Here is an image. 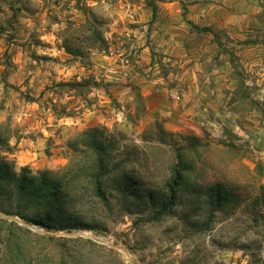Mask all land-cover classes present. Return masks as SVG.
<instances>
[{
	"label": "rangeland",
	"instance_id": "obj_1",
	"mask_svg": "<svg viewBox=\"0 0 264 264\" xmlns=\"http://www.w3.org/2000/svg\"><path fill=\"white\" fill-rule=\"evenodd\" d=\"M187 5L0 0V264H264V3Z\"/></svg>",
	"mask_w": 264,
	"mask_h": 264
},
{
	"label": "crops",
	"instance_id": "obj_2",
	"mask_svg": "<svg viewBox=\"0 0 264 264\" xmlns=\"http://www.w3.org/2000/svg\"><path fill=\"white\" fill-rule=\"evenodd\" d=\"M188 2V17L191 22L198 24L202 19L208 16L225 15V17H230L235 19L234 23L239 24L244 20L248 19V23L251 20H256L257 18V3L264 0H186ZM247 8V11L244 9ZM130 11V16L132 17L133 10ZM153 18L154 12L152 13ZM20 70V69H18Z\"/></svg>",
	"mask_w": 264,
	"mask_h": 264
},
{
	"label": "trees",
	"instance_id": "obj_3",
	"mask_svg": "<svg viewBox=\"0 0 264 264\" xmlns=\"http://www.w3.org/2000/svg\"><path fill=\"white\" fill-rule=\"evenodd\" d=\"M4 165L5 166H3L0 163V179L7 180L10 175L7 174L6 176H4V174L6 172L3 169H6L7 171H9V170L6 167L7 165L6 164H4ZM9 173H10V171H9ZM67 176L69 179V177H71V174L69 173V174H67ZM43 187L45 188L44 185H43ZM69 187H70V182L67 181L66 185L61 184V185H58L57 187H55L54 188L55 192L53 195L52 194H45V199L40 197V199L42 201H41V203H39L37 205V208L39 210V211H37L38 215H42V217H48L49 219L50 218H53V219L58 218V219L69 220V218L65 219V217H69V215L67 214L68 213L67 204H66L67 202L65 201L66 198H68V196L64 193V192H67L65 190V188L67 189ZM3 213H5V212H3ZM7 214H9V213H7ZM25 220L26 219L22 218V221L28 223ZM37 222H38V224H40L42 226H45V224H46L45 222H43L41 220V218ZM11 223H13V222H11ZM71 223H68V224H70L69 227L75 226V228H78V229L86 228V225L82 222L80 224L77 222H74V224H71Z\"/></svg>",
	"mask_w": 264,
	"mask_h": 264
},
{
	"label": "water",
	"instance_id": "obj_4",
	"mask_svg": "<svg viewBox=\"0 0 264 264\" xmlns=\"http://www.w3.org/2000/svg\"><path fill=\"white\" fill-rule=\"evenodd\" d=\"M0 217L9 221V222H13V223H18L19 225H22V226H25V227H28L32 230H35L36 228L32 225H29L28 223L22 221L21 219L13 216V215H9L7 213H3L0 211ZM48 234H54L53 232H48ZM57 235H62V236H71V235H68V234H65V233H55ZM115 249L117 250H122L124 253H126V250L124 249H121V248H118V247H114ZM129 264H133L132 261L129 260Z\"/></svg>",
	"mask_w": 264,
	"mask_h": 264
}]
</instances>
